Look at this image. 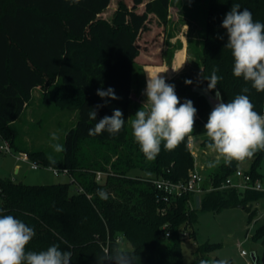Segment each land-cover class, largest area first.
<instances>
[{"label":"trees","instance_id":"1","mask_svg":"<svg viewBox=\"0 0 264 264\" xmlns=\"http://www.w3.org/2000/svg\"><path fill=\"white\" fill-rule=\"evenodd\" d=\"M110 1L0 0V137L10 141L13 151L27 152L41 167L67 168L75 179L29 185L0 178L2 214H11L34 229L27 250L39 252L56 244L72 252L70 264H98L117 247L131 253L134 264H216L220 260L206 256L212 248L210 243L197 248L191 263L183 261V231L188 229L189 237L196 234L192 230L197 222V211L190 204L193 195L169 203L159 201L160 193L152 183L158 177L179 181L189 176L194 157L188 138L174 150L162 147L154 160H148L129 136L134 70L141 51L138 40L152 17L162 25L167 23L170 0H133L131 6L120 0L113 19L108 20L100 14ZM237 3L241 10L252 13L254 21L264 23V0H209L204 78L210 77L213 68L218 69L221 79L216 89L208 92L218 90L225 103L239 94L248 95L262 114L264 92H257L250 82L233 75L234 60L224 47L227 33L222 21ZM141 5L143 11L138 10ZM203 85L207 89L206 79ZM109 87L120 99H109L105 105L107 98L101 99L96 93ZM245 87L247 93L242 92ZM40 88L43 104L77 110L75 125L66 132L64 150L55 165L50 164L47 151L22 143L16 127L34 101V91ZM192 91L197 102L189 100L198 118L191 135H204L203 126L212 109L202 92L193 87ZM199 100L208 106V112ZM96 105L105 106L97 110L93 121L88 112ZM114 109L123 112L124 128L116 135L104 132L89 136L88 129L105 115L111 116ZM208 143L206 137L202 144ZM263 158L264 151L256 152L247 170L255 178H261L257 167ZM238 162L218 165L212 175L214 185L232 175L239 168ZM97 171L107 175L98 181ZM72 183L74 192L70 191ZM98 190L107 192L108 199H101ZM263 197L264 191L224 188L205 193L200 206L213 211L243 207L251 222L259 214L255 203ZM167 230L169 237L164 236ZM257 235L264 239V225ZM119 236L130 247H122Z\"/></svg>","mask_w":264,"mask_h":264},{"label":"rangeland","instance_id":"2","mask_svg":"<svg viewBox=\"0 0 264 264\" xmlns=\"http://www.w3.org/2000/svg\"><path fill=\"white\" fill-rule=\"evenodd\" d=\"M119 1L111 0L107 9L100 14L101 17L112 20L119 7ZM124 1L129 6L133 3V0ZM208 9L209 0H170L167 23L162 25L154 17L148 22V29L138 40L141 51L134 70L132 102L128 117L129 136L133 137L132 116L144 104H140L139 101H146L143 93L148 74L161 73L167 83L174 84L181 103L185 99L197 102L192 87L201 86L204 82L205 49L209 38ZM138 10L143 11L144 6L141 5ZM185 80H191L192 84L186 85ZM42 92V88L34 91V101L16 122V127L20 131L22 143L43 149L56 159L62 156L63 151L56 152L53 145L58 143L64 146L66 132L75 125L77 110L70 106L43 104ZM199 102L203 103L204 110L208 112V106L200 100ZM195 118H198V115ZM53 133L59 137L58 140L52 139ZM206 137V134L191 135L188 138V145L194 157L193 170L197 169L204 176L209 177L223 160L217 163V155L202 144ZM86 147L89 148L88 145ZM13 152L15 155L0 152V178H10L15 182L29 185L71 181L70 176L57 175L49 167H33L28 162L17 159L23 151ZM252 162L253 158L245 159L239 161L238 166L249 170ZM257 170L261 175L264 190V158ZM70 191H76L75 184L70 185ZM198 196L203 197L201 194ZM255 205L259 209V214L249 222L248 213L243 207H228L213 211L202 209L199 203L195 202L193 208L197 211V222L192 230L196 234L195 237L188 236L182 240L183 261L191 263L197 248L202 244L210 243L212 248L206 254L209 260L250 264L254 254L258 257V264H264V239L257 235L264 225V197ZM119 243L122 247H130L123 236ZM242 250L247 251L248 255H242Z\"/></svg>","mask_w":264,"mask_h":264},{"label":"clouds","instance_id":"3","mask_svg":"<svg viewBox=\"0 0 264 264\" xmlns=\"http://www.w3.org/2000/svg\"><path fill=\"white\" fill-rule=\"evenodd\" d=\"M79 2V0H73ZM226 29L227 47L234 60L233 75L250 82L257 92H264V23L253 20L248 9L241 10L240 5L233 4L226 13L222 25ZM223 39V37H220ZM218 69L213 68L206 91L216 89L221 79ZM186 85L192 84L185 80ZM247 87L242 89L247 93ZM101 99H120L112 87L98 89L96 93ZM146 101L131 119V129L134 141L146 159L154 160L161 148L174 150L194 131L197 109L193 102L185 99L183 103L176 94L175 85L166 82L158 73L148 74L146 88L143 93ZM219 101L210 112L203 129L209 140L207 147L217 155V163L223 160L225 165L233 161L251 159L256 152L264 151V115L255 110L248 95L239 94L231 102L225 103L219 91L215 93ZM105 105H96L90 109L88 118L96 121L97 110ZM125 125L123 112L114 109L111 116L105 115L94 127L88 129L89 136L107 132L118 134ZM53 140L59 137L53 133ZM56 152L64 150L63 145L54 144ZM50 164L57 161L49 157ZM98 196L108 199V193L98 190ZM0 209V264H70L72 252L62 250L53 244L39 252L27 250V246L35 236L32 227L11 214H2ZM134 264V256L123 248L117 247L109 256L101 257L98 264ZM206 264V262H202ZM216 264H227L220 260Z\"/></svg>","mask_w":264,"mask_h":264},{"label":"built area","instance_id":"4","mask_svg":"<svg viewBox=\"0 0 264 264\" xmlns=\"http://www.w3.org/2000/svg\"><path fill=\"white\" fill-rule=\"evenodd\" d=\"M262 115H264V110ZM0 140V152L5 154H14L10 141L2 137H0ZM20 154L21 156H17L18 159L28 162L33 167H41L38 162L31 160L27 152H20ZM49 168L57 175L65 174L70 176L71 182H75L74 177L67 168H58L55 166H49ZM106 175V172L97 171L96 179L101 181ZM152 183L160 193L158 200L166 203H169L171 200L178 199L184 195L191 194L195 196L196 199H198L196 202L200 205L202 197L200 198L198 195H204L205 193L212 190L224 188H233L240 192H245L247 190L264 191L261 178L253 177L252 174L242 168H238L232 175L228 176L224 181H222L219 186L214 185L212 175L206 177L201 171L197 169L192 170L185 180L174 181L168 178L158 177L152 179ZM79 191H83V189L80 187ZM194 203L192 200L190 201L192 208L194 207ZM164 236L169 237L170 231L167 230ZM182 236L184 238L188 237L189 230L185 229ZM121 237L122 236H119L117 238L118 242L121 241ZM106 251H108V249H106ZM241 253L244 256L248 255L247 251L245 250H242Z\"/></svg>","mask_w":264,"mask_h":264},{"label":"water","instance_id":"5","mask_svg":"<svg viewBox=\"0 0 264 264\" xmlns=\"http://www.w3.org/2000/svg\"><path fill=\"white\" fill-rule=\"evenodd\" d=\"M193 88H194L195 90H197V91L202 92V93L206 96L207 100H208L209 103H210L211 109H213L214 106L219 102V101L217 100V98H216V95H215L216 91H215L214 93H210V92L206 91V87H205V85H203V86H197V85H194ZM217 91H218V90H217ZM252 259H253L254 261L256 260V256H255L254 254H252Z\"/></svg>","mask_w":264,"mask_h":264},{"label":"crops","instance_id":"6","mask_svg":"<svg viewBox=\"0 0 264 264\" xmlns=\"http://www.w3.org/2000/svg\"><path fill=\"white\" fill-rule=\"evenodd\" d=\"M140 102V104L141 103H144V102H142L141 100L139 101ZM30 107V105H28L27 107H26V109H28ZM18 159V158H17ZM20 168L17 166V170H19ZM261 180H262V178H261ZM196 200L198 201V199H196L195 198V196H193V199H192V201H193V203L194 202H196ZM255 206H257V205H255ZM247 256V255H246ZM258 261V257L256 256V260L254 261L253 259H252V264H257L256 262Z\"/></svg>","mask_w":264,"mask_h":264}]
</instances>
